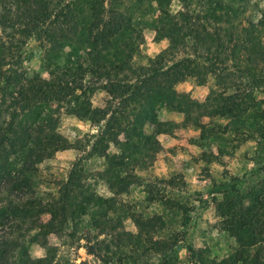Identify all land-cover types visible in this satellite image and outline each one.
Wrapping results in <instances>:
<instances>
[{"label":"trees","instance_id":"trees-1","mask_svg":"<svg viewBox=\"0 0 264 264\" xmlns=\"http://www.w3.org/2000/svg\"><path fill=\"white\" fill-rule=\"evenodd\" d=\"M177 1L180 8L171 13L170 0H0V264H58L53 261L56 247L45 236H61L99 199L80 160L66 179L57 183L54 197L42 202L35 195L27 172L39 155L81 148L67 145L53 132L36 129L48 121V114L42 113L44 105L64 102L66 112L72 113L71 106L84 92L105 91L107 106L94 109L106 118L104 128L85 155L106 160L105 168L92 179L101 177L108 190L119 173L117 165L127 166L135 157L140 160L146 153L149 156L161 150L154 135L193 127L203 141L221 142V136L232 130L233 120L251 110L252 91L264 87V19L243 21L242 5L231 11L210 0ZM151 4L156 11L153 41L166 40L167 45L148 59L147 65L134 68L130 60L143 42L139 19ZM31 37L41 41L50 53L67 47L80 55L69 57L63 65L48 58L46 78L26 77L17 69L18 49ZM210 77L213 87L198 104L171 92L173 84L193 80L202 86ZM158 99L181 114L179 123L154 119ZM78 111L74 113L77 117ZM257 117L264 122V110ZM212 119L228 122L222 127L210 126ZM146 121L153 123V134L138 138ZM239 136L241 141L255 138L258 145L264 144L262 127L237 133L221 143L229 145ZM109 146L118 154L109 155ZM223 150L217 146L218 153ZM20 152L22 159H16ZM262 161L264 178V155ZM219 188L224 201L216 210L219 230L236 247L208 264H264V181L259 194L240 196L228 182ZM45 214L48 219L42 222ZM132 221L138 232L129 235V240L136 238L137 243L141 236L147 239L150 221ZM32 232L33 242L44 251L39 260L29 259L21 248L23 239ZM164 246L162 241L151 242L153 250ZM95 247L86 245V252L95 254ZM197 256L203 264L202 251Z\"/></svg>","mask_w":264,"mask_h":264},{"label":"rangeland","instance_id":"rangeland-1","mask_svg":"<svg viewBox=\"0 0 264 264\" xmlns=\"http://www.w3.org/2000/svg\"><path fill=\"white\" fill-rule=\"evenodd\" d=\"M210 1L224 5L231 11L242 5L243 21L256 23L264 19V0ZM179 8L177 0H170L171 13ZM144 13L139 19L143 42L130 60L134 68L147 65L148 59L167 45L166 40L153 41L154 5L145 7ZM261 39L264 41V35H261ZM18 51V71L26 77L37 75L41 78L47 77L48 58L51 63L63 65L69 57L80 55L77 51L72 53L67 47L60 52L50 53L34 37L25 39ZM212 87L213 79L210 77L202 86L196 85L193 80L173 84L171 92L182 96L185 101L198 104ZM251 96L253 107L242 117L233 120L232 130L229 128V132L221 136L222 141H229L233 135L246 133V130L264 128V122L257 117V113L264 110V87L254 89ZM108 99L104 90L96 89L80 95L77 103L71 106L72 113L66 112L64 102L42 107V113L48 114V121L40 123L41 126L36 129L42 128L46 134L53 132L67 145L77 144L81 148L79 151L66 148L45 157L39 155L27 172L35 195L42 202L54 197L58 184L66 179L73 164L81 162L92 191L99 197L84 215L68 225L61 236H45L47 242L56 247L53 261L58 264H201L197 254L202 251L204 263L208 264L210 260L218 261L233 252L236 247L233 240L218 226L216 210L224 202L219 186L228 182L233 183L240 196L248 192L259 194L260 183L264 181L260 172L264 144L258 145L255 138L241 141L242 136L234 137L229 145L218 140L203 141L195 128L178 127L170 135H154L161 147L159 152L149 156L146 153L140 160L135 157L127 166L117 165L118 177L110 181L111 188L108 190L109 186L101 177L92 179L95 173L105 168L106 160L95 156L87 158L85 155L104 128L106 120L100 117L101 112L94 109H104ZM158 101L159 105L154 108L155 120L181 121L182 116L178 111ZM112 104L116 103L112 101ZM77 111L78 117L74 114ZM227 122L212 119L210 126L222 127ZM153 128V123L146 121L138 138L153 134ZM217 146L225 150L218 153ZM107 152L109 155L118 154L112 146L108 147ZM20 156L22 159L21 152L15 158ZM262 192L264 194V189ZM106 198L113 200L111 206V200L107 202ZM132 218L143 224L150 221L153 228L150 226L147 239L141 236L137 243L136 238L129 240V235L133 237L138 232ZM47 219V214L41 216L42 222ZM33 233L23 239L21 248L29 259L39 260L44 256V251L33 242ZM153 241L164 242V248L153 250ZM89 244H95V248H98L93 255L86 252L85 247Z\"/></svg>","mask_w":264,"mask_h":264}]
</instances>
